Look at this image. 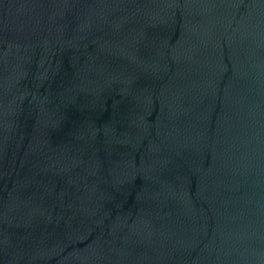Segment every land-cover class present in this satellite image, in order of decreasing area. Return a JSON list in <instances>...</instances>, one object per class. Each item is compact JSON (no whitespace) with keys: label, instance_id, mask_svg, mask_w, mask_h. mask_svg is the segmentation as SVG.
<instances>
[{"label":"water","instance_id":"water-1","mask_svg":"<svg viewBox=\"0 0 264 264\" xmlns=\"http://www.w3.org/2000/svg\"><path fill=\"white\" fill-rule=\"evenodd\" d=\"M0 264H264V0H0Z\"/></svg>","mask_w":264,"mask_h":264}]
</instances>
